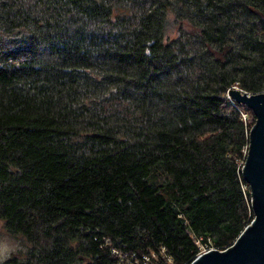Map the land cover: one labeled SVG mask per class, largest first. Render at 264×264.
I'll use <instances>...</instances> for the list:
<instances>
[{
	"label": "trees",
	"instance_id": "obj_1",
	"mask_svg": "<svg viewBox=\"0 0 264 264\" xmlns=\"http://www.w3.org/2000/svg\"><path fill=\"white\" fill-rule=\"evenodd\" d=\"M236 87L264 90V0H0V219L24 242L1 264L230 246L254 217Z\"/></svg>",
	"mask_w": 264,
	"mask_h": 264
},
{
	"label": "water",
	"instance_id": "obj_2",
	"mask_svg": "<svg viewBox=\"0 0 264 264\" xmlns=\"http://www.w3.org/2000/svg\"><path fill=\"white\" fill-rule=\"evenodd\" d=\"M229 94L254 112L242 168L250 187L254 217L226 249L211 248L189 264H264V90L249 92L236 87Z\"/></svg>",
	"mask_w": 264,
	"mask_h": 264
},
{
	"label": "rangeland",
	"instance_id": "obj_3",
	"mask_svg": "<svg viewBox=\"0 0 264 264\" xmlns=\"http://www.w3.org/2000/svg\"><path fill=\"white\" fill-rule=\"evenodd\" d=\"M199 243V242H198ZM200 246H203L202 244ZM24 247L23 238L10 234L0 219V264L13 252Z\"/></svg>",
	"mask_w": 264,
	"mask_h": 264
},
{
	"label": "built area",
	"instance_id": "obj_4",
	"mask_svg": "<svg viewBox=\"0 0 264 264\" xmlns=\"http://www.w3.org/2000/svg\"><path fill=\"white\" fill-rule=\"evenodd\" d=\"M201 245V244H200ZM212 247H206V246H200V251L198 252V254H200V253H202V252H205V251H208L209 249H211ZM151 254H153V256H155V253L154 252H152ZM197 254V255H198ZM196 255V256H197ZM142 259H143V263H145V264H150V257H149V255L148 254H144V255H142ZM126 264H134V263H132V262H130V263H126Z\"/></svg>",
	"mask_w": 264,
	"mask_h": 264
}]
</instances>
